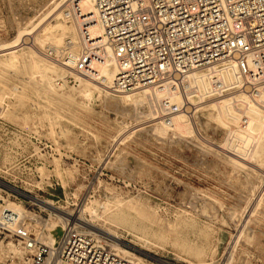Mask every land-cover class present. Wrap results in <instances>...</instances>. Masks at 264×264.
I'll return each instance as SVG.
<instances>
[{
	"label": "rangeland",
	"instance_id": "obj_1",
	"mask_svg": "<svg viewBox=\"0 0 264 264\" xmlns=\"http://www.w3.org/2000/svg\"><path fill=\"white\" fill-rule=\"evenodd\" d=\"M39 1L0 0V48L50 9L51 4L39 9ZM45 21L54 25L55 15ZM71 22L66 20L68 26ZM37 34L24 36L26 44L0 51V61L7 62V52L17 51L10 61L13 67L0 62V182L23 197L21 203L8 201L23 210L36 205L46 223L52 221L50 214L54 217L51 210L33 199L76 218L91 201L132 200L155 212L159 221L126 212L123 221L90 223L117 236L118 247L144 264H264V169L252 174L217 152L225 130L205 112L197 114L200 141L179 135L158 139L146 127L152 122L141 115L115 109L95 94L90 102L84 100L75 74L63 80L52 74L45 81L30 70L31 62L55 64L53 50L59 52L69 39L64 37L63 45L41 46L34 41ZM204 97L205 103L218 98ZM250 100L264 107L259 99ZM120 156L124 160L119 163ZM160 225L170 230L160 233ZM41 233L46 237L47 230ZM8 242L16 245L0 239V264H17L18 259H8Z\"/></svg>",
	"mask_w": 264,
	"mask_h": 264
},
{
	"label": "built area",
	"instance_id": "obj_2",
	"mask_svg": "<svg viewBox=\"0 0 264 264\" xmlns=\"http://www.w3.org/2000/svg\"><path fill=\"white\" fill-rule=\"evenodd\" d=\"M67 5L80 43L68 64L71 72L93 80V67L110 55L115 68L110 91L146 92L158 120L169 123L180 111L191 114L186 95L194 96L196 88L185 86L195 71L213 80L215 97L264 87V0H94L89 16L77 1ZM90 20L101 28L100 37L90 34ZM227 74L236 84L225 82ZM173 96L181 103H172ZM21 198L0 182V239L23 249L22 264H134L106 239L70 221L55 242L44 241V234L35 232L45 224L39 207L31 204L22 214L5 207Z\"/></svg>",
	"mask_w": 264,
	"mask_h": 264
},
{
	"label": "bare ground",
	"instance_id": "obj_3",
	"mask_svg": "<svg viewBox=\"0 0 264 264\" xmlns=\"http://www.w3.org/2000/svg\"><path fill=\"white\" fill-rule=\"evenodd\" d=\"M69 1L71 0H59L58 2L55 0L39 1L41 3L40 7L38 6L39 9L48 7L51 4L50 9L44 13L43 17L38 20L36 25L29 22V27H21L15 40L1 47L0 51H8L19 46L20 44H26V39L23 37L37 31L38 34L34 41L41 46H43L44 43H53L56 46L63 45L64 37H68L69 40L66 41L60 50H58L59 52L53 50L55 55H57L58 60L53 58L50 59H52L51 61L55 62V64L37 59L36 61L31 62L30 70L39 73L45 81H47L52 74H55L62 80L65 79L68 74L72 75L68 64L70 59L78 54L80 43L79 40H76V25L71 22V25L68 26L66 24V20H69L67 12H62L63 7L66 9L68 8L67 3ZM74 1L79 3V6L85 16L92 15L95 12L94 0ZM31 4L33 5L32 2ZM37 11L39 10L37 9ZM53 15H55V24L51 25L47 23L45 25V20H48ZM87 23V26L90 29V34L94 38L100 37L101 28L95 24L93 20H90ZM19 26H21V22ZM28 28L30 29L28 30ZM76 49L77 51L74 52ZM15 52L17 51L7 52L6 55L9 58V62H0L8 68L13 67L14 65L10 64V61L16 58ZM93 68L96 72L95 78L93 80H88L77 75H74L73 77L74 80L76 79L79 83V94L87 102H90L92 95L95 94L98 101L104 99L107 105L113 106L114 108L121 106L122 110L126 111L130 115H137V117L141 115L147 119L146 122H152V124H149L146 127L147 129L150 128L149 130L152 132V135L158 139H162L167 135H179L197 138L200 141L197 131V126L199 125L197 114L199 112H205L208 114V117L210 118L211 122H213V124H216L219 126V128L221 127V129L225 130L224 143L217 146V149H219L217 152H220L228 161H230L233 166L240 169H247L248 172L250 171L252 174L264 169V107L255 105L253 103L254 101L252 102L250 100V98L252 99L255 97L264 103V87L258 89L252 94L234 90L232 93L227 95L225 94V96L218 97L209 103H205L203 100V98H205L204 96H209L213 93V80L208 77L207 74L202 72H192L189 76V82L185 86L189 91L192 86L196 88L194 96L191 92L187 93L186 95L188 101L192 105L191 114L188 115L184 111H180L172 117L169 123H167L163 122L162 120L158 122L159 120L157 117H155L151 110L152 108L150 106V101L146 92L141 91L126 94H114L110 91L109 88L112 84L115 74L114 63L110 55L107 57V59H105V61L96 64ZM224 80L226 83H228V85L236 84V78L232 74H227L224 77ZM45 89V87L42 88L43 91H45ZM197 96L199 101L195 102L194 99H196ZM170 101L175 104H180L182 100L178 96H173L170 98ZM140 110L143 112H140ZM243 121L247 122V126L245 128H239L238 123H243ZM114 124L116 125V123ZM121 158L122 156L117 157L116 161L118 160L119 162ZM33 200L41 206L49 208L54 216L51 217L50 214L49 219L52 218V221L46 222L41 226L37 225L38 228L35 229V232L38 234H41V230L43 229L47 230L46 237L44 236L46 238V242H55L61 236L66 221H78L83 227L89 229L91 234L109 239L114 245L116 252L113 249L112 250L117 254H121L127 259L134 258L133 254L121 247H118V237L112 233L103 231L95 225H92L90 222L101 220L103 223H106L113 222V219L123 221L125 219L126 212L134 213L136 216H140L142 218L145 217L148 220H152V222L156 220L159 221L155 212L150 211L144 204H140L132 200L124 202L117 201L114 204L110 203L109 201L104 203L88 201L89 203L84 205L79 210L80 214L77 218L73 217L70 212L62 211L58 207H52V205L47 201L41 199ZM5 207L20 214L24 212L21 205H18L14 202L7 201ZM85 216H88L89 219H86ZM159 230L160 233H167L170 230V227L167 225V227L164 228L162 225H160ZM5 246L10 249L8 256L10 262L16 261V259H18L19 261H17V264H22L21 260L23 257V249L12 242H8ZM134 259H136L138 262L133 259L129 260H131L134 264H144L140 259ZM158 262L160 264H167L166 262L162 261ZM225 264H230V260H228Z\"/></svg>",
	"mask_w": 264,
	"mask_h": 264
}]
</instances>
